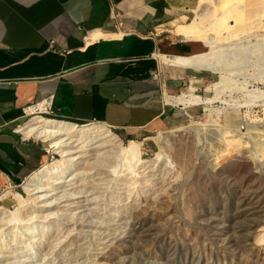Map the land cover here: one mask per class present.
Masks as SVG:
<instances>
[{
    "label": "rangeland",
    "instance_id": "obj_1",
    "mask_svg": "<svg viewBox=\"0 0 264 264\" xmlns=\"http://www.w3.org/2000/svg\"><path fill=\"white\" fill-rule=\"evenodd\" d=\"M250 1L188 0L189 9L173 22L192 21L212 38L213 45L195 38L197 49L191 51L199 54L198 63L208 64L187 68L181 88L169 90L179 94L163 92L170 102L158 96L175 108L161 128L140 135L110 126L124 143L142 141L143 159L163 153L162 162L176 171L167 187L154 181L125 211L108 203L94 207L93 193L83 192L78 205L71 206L73 223L82 225L83 241L53 246L52 233L40 237L37 225L34 237L19 240L3 230L0 264H96L98 247L96 260L109 264H264V0L254 7ZM190 85H196L192 95L187 92ZM178 103L189 104V112ZM30 108L22 123L33 114L56 117ZM27 136L45 144L48 159L60 156L49 150V139ZM22 182L0 185V192L12 188L27 197ZM0 206L13 209L18 203L8 195L0 197Z\"/></svg>",
    "mask_w": 264,
    "mask_h": 264
},
{
    "label": "crops",
    "instance_id": "obj_2",
    "mask_svg": "<svg viewBox=\"0 0 264 264\" xmlns=\"http://www.w3.org/2000/svg\"><path fill=\"white\" fill-rule=\"evenodd\" d=\"M187 2L0 0V185L24 181L48 159L45 144L18 129L33 103L49 99L56 117L125 134L161 128L175 108L158 96L195 69L174 58L199 55L197 39L174 30Z\"/></svg>",
    "mask_w": 264,
    "mask_h": 264
},
{
    "label": "bare ground",
    "instance_id": "obj_3",
    "mask_svg": "<svg viewBox=\"0 0 264 264\" xmlns=\"http://www.w3.org/2000/svg\"><path fill=\"white\" fill-rule=\"evenodd\" d=\"M260 2L261 0L250 1L252 7ZM201 18L204 19V16ZM174 30L185 39L201 37L213 45L212 38L192 21L178 23ZM198 58L175 57L174 60L182 64L188 63L193 68L208 64L206 61L201 62L200 60L201 63H198ZM207 59L211 60L209 56ZM193 79L197 82L198 78L194 77ZM208 87H212V85L209 84ZM195 88L196 85H190L187 92L192 95L191 91H194ZM215 88L217 89V86ZM162 98L163 101L170 102L169 97L167 98L164 93ZM190 102L192 103V101ZM196 102L198 103V101ZM40 108L42 107L40 106ZM30 110L32 111V108H29ZM95 121L77 124L63 118L33 114L18 126V129L26 136L34 133L36 136L49 139L51 141L49 150L58 152L60 156L56 159H48L24 179L22 185L28 191L27 197H23L12 188H4L0 192L1 198L12 195L18 203V206L13 209L0 206V232L7 230L13 238L18 240L24 235L32 238L37 225L40 237H45L47 232L52 233L51 244L53 246H58V242H67L71 239L83 241L80 233L82 225L73 223L71 216V209L74 210L71 206L82 199L80 195L83 192L90 190L93 193L92 202L88 199L94 207L103 203L104 208L105 203H108L109 207H122L125 211L136 203L137 194L150 190L154 181L163 183V186L167 187V182H171L176 176L173 166L167 164L166 161L162 162L164 159L162 152H158L151 159H143L142 141L129 139L127 143H124L125 141L112 130L110 125L102 121ZM162 138V136H158L157 140L161 142ZM227 140L230 138L224 139L225 142ZM8 186L12 187L13 185ZM86 198L84 199L86 200ZM93 211L95 212V210ZM96 212L98 213V211ZM259 214L261 216L263 213ZM35 218L39 220L34 221ZM13 220L20 222L15 224ZM45 224L49 226L47 227ZM100 250L101 247H98L93 262L109 264L96 260Z\"/></svg>",
    "mask_w": 264,
    "mask_h": 264
},
{
    "label": "built area",
    "instance_id": "obj_4",
    "mask_svg": "<svg viewBox=\"0 0 264 264\" xmlns=\"http://www.w3.org/2000/svg\"><path fill=\"white\" fill-rule=\"evenodd\" d=\"M30 106H34V107H37V108H40V106H41L42 108L38 109V110L39 111H43L46 114H49L51 112L49 99H45V100H43L41 102L33 103ZM51 156H53V155H51Z\"/></svg>",
    "mask_w": 264,
    "mask_h": 264
}]
</instances>
